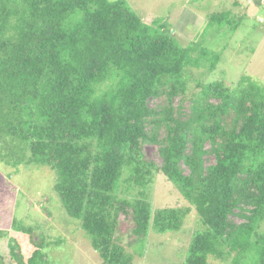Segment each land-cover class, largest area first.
<instances>
[{
    "label": "trees",
    "instance_id": "1",
    "mask_svg": "<svg viewBox=\"0 0 264 264\" xmlns=\"http://www.w3.org/2000/svg\"><path fill=\"white\" fill-rule=\"evenodd\" d=\"M220 59L126 0H0V162L53 170L54 190L103 264H134L115 239L121 215L145 240L151 221L158 233L178 231L192 207L227 247L221 258L264 264V86L192 71L206 76ZM146 145L158 147L160 167ZM156 172L190 208L153 211L144 192L118 195L125 175L146 189ZM35 244L27 259L11 237L0 264H51L44 240ZM208 260L197 233L185 264Z\"/></svg>",
    "mask_w": 264,
    "mask_h": 264
},
{
    "label": "rangeland",
    "instance_id": "2",
    "mask_svg": "<svg viewBox=\"0 0 264 264\" xmlns=\"http://www.w3.org/2000/svg\"><path fill=\"white\" fill-rule=\"evenodd\" d=\"M126 1L146 22L157 21L170 26L182 45L194 42L198 47L220 53L217 69L206 76L201 75L204 68L194 69L196 77L232 86L242 76L249 75L264 86V0ZM224 13L229 15L224 17ZM211 15L221 16V22L211 24ZM144 155L147 161L158 167L162 165L157 146L146 145ZM56 179V173L47 166L14 168L0 162V232H3L0 256H5L6 241L14 237L27 259L36 249L35 243L44 240V251L51 264H103L80 221L66 212L54 190ZM127 179L125 175L118 191L121 199L141 198L144 192L153 211L191 207L174 185L158 172L146 189ZM15 221L30 227L31 233L16 231ZM134 228L131 218L121 215L115 233L116 242L133 257L134 264H185L197 233L206 238L208 264H230L228 258H221L228 255L227 247L202 222L193 207L178 231L158 233L151 221L148 236L141 240L135 236ZM261 230L264 231V222Z\"/></svg>",
    "mask_w": 264,
    "mask_h": 264
}]
</instances>
